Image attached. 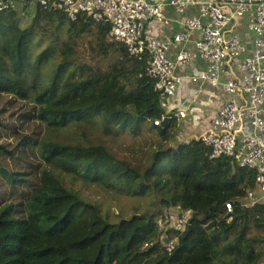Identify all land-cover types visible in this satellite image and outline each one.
Masks as SVG:
<instances>
[{
    "label": "trees",
    "instance_id": "16d2710c",
    "mask_svg": "<svg viewBox=\"0 0 264 264\" xmlns=\"http://www.w3.org/2000/svg\"><path fill=\"white\" fill-rule=\"evenodd\" d=\"M5 1L0 96L20 103L18 121L36 131L0 143V188L9 190H0V264L264 260V203H243L255 172L234 158L210 159L198 137L177 143V117L154 125L163 112L145 72L147 55L128 58L108 41L109 25L86 14L70 21L40 0ZM88 128L96 129L95 141ZM117 133L153 139L144 166L116 157L102 140ZM82 188L96 197L89 200ZM117 195L147 196L153 208L111 215L101 197ZM175 207L192 212L183 232L157 225ZM164 234L177 238L172 251Z\"/></svg>",
    "mask_w": 264,
    "mask_h": 264
},
{
    "label": "built area",
    "instance_id": "2783aa9c",
    "mask_svg": "<svg viewBox=\"0 0 264 264\" xmlns=\"http://www.w3.org/2000/svg\"><path fill=\"white\" fill-rule=\"evenodd\" d=\"M40 4L63 11L70 21L86 14L106 23L108 41L120 44L128 58L141 61L147 55L145 72L161 94L163 116L154 122L156 126L171 117L185 118V111L172 110L182 83L176 70L203 63L189 81L222 98L198 138L210 149V159L234 158L239 166L254 171V189L246 192L243 203H264V0H40ZM167 5L179 17L180 30L148 39L143 33L147 22L170 23L163 10ZM7 7L0 0V11ZM171 50L174 59L168 56ZM225 207L231 212L229 203ZM191 217V210L175 207L157 225L183 232ZM176 243L177 238L164 237L167 251Z\"/></svg>",
    "mask_w": 264,
    "mask_h": 264
},
{
    "label": "rangeland",
    "instance_id": "374dc122",
    "mask_svg": "<svg viewBox=\"0 0 264 264\" xmlns=\"http://www.w3.org/2000/svg\"><path fill=\"white\" fill-rule=\"evenodd\" d=\"M24 104V103H22ZM21 108V104L18 102H14L13 98L6 95L0 96V115L2 122L0 124V143H11L14 138L17 137V133L30 135L32 131H36L33 127L28 126L27 124L21 125V121H18L16 117V112ZM96 128V126H93ZM39 131V129L37 128ZM4 131H7L4 132ZM87 136L89 140L95 141L97 138L96 129L86 130ZM60 133H52L53 138H58ZM148 138V136H147ZM136 137L131 134L125 133H117L115 136L104 137L102 136V140L107 141V145H109L115 154L116 157L126 158L134 163L136 160H131L137 158V161H141V165L146 164V159L144 154L147 152L150 143H152L153 139L150 138ZM196 138V137H194ZM146 139V144L144 140ZM193 139V138H192ZM191 140V139H190ZM0 183H2L0 181ZM1 192L4 190L6 192V196L8 195V188L6 186L0 188ZM83 195L89 198V200L94 199L96 196H93V192H96L93 188H82L80 189ZM103 203L106 205L107 210H109L111 215H115L118 212H122L124 215L131 214H140L146 210H152V198L146 197H127L123 198L119 195L116 196V199L111 197H101ZM164 236V235H163ZM165 237V236H164ZM164 242V238H163Z\"/></svg>",
    "mask_w": 264,
    "mask_h": 264
},
{
    "label": "crops",
    "instance_id": "0c3cea01",
    "mask_svg": "<svg viewBox=\"0 0 264 264\" xmlns=\"http://www.w3.org/2000/svg\"><path fill=\"white\" fill-rule=\"evenodd\" d=\"M166 18L170 20L167 25L151 20L144 26L143 33L149 39H162L164 35L178 32L180 28L179 17L170 6L164 7ZM194 38L198 37L195 33ZM169 58L174 59V51H169ZM194 67H180L176 74L182 77V83L178 87L173 111H185V118L179 119V127L176 133V142L185 143L194 137H199L205 130L210 119L214 116L216 108L221 104V96L207 86H198L189 81L190 75L195 69H202L203 63L195 62Z\"/></svg>",
    "mask_w": 264,
    "mask_h": 264
},
{
    "label": "water",
    "instance_id": "95a60500",
    "mask_svg": "<svg viewBox=\"0 0 264 264\" xmlns=\"http://www.w3.org/2000/svg\"><path fill=\"white\" fill-rule=\"evenodd\" d=\"M163 124H164V122H163ZM187 230H189V229H187ZM166 241V240H165Z\"/></svg>",
    "mask_w": 264,
    "mask_h": 264
}]
</instances>
